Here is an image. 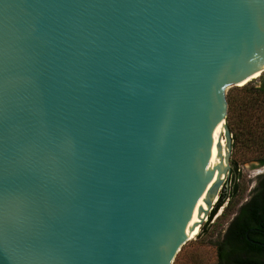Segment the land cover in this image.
Listing matches in <instances>:
<instances>
[{
	"label": "water",
	"instance_id": "obj_1",
	"mask_svg": "<svg viewBox=\"0 0 264 264\" xmlns=\"http://www.w3.org/2000/svg\"><path fill=\"white\" fill-rule=\"evenodd\" d=\"M263 59L264 0H0V264H173Z\"/></svg>",
	"mask_w": 264,
	"mask_h": 264
},
{
	"label": "trees",
	"instance_id": "obj_2",
	"mask_svg": "<svg viewBox=\"0 0 264 264\" xmlns=\"http://www.w3.org/2000/svg\"><path fill=\"white\" fill-rule=\"evenodd\" d=\"M257 78V77H256ZM241 99L228 96L227 119L234 109L240 105L245 115L242 122L250 118V140L264 141V78L259 85L246 84L240 88ZM246 117V118H245ZM258 121H252V119ZM227 125L232 133V124ZM259 127V128H258ZM261 129V130H260ZM261 133V134H260ZM235 132V136H237ZM264 165V155L258 159ZM238 192V185L234 184L229 192V198L223 207L221 215L227 213L233 204V197ZM226 194H221L211 210L209 219L223 204ZM203 227L201 233L206 230ZM216 262L214 264H264V173L260 174L250 193L249 198L240 204L233 217L228 222L222 237L215 242Z\"/></svg>",
	"mask_w": 264,
	"mask_h": 264
},
{
	"label": "rangeland",
	"instance_id": "obj_3",
	"mask_svg": "<svg viewBox=\"0 0 264 264\" xmlns=\"http://www.w3.org/2000/svg\"><path fill=\"white\" fill-rule=\"evenodd\" d=\"M261 73L256 80H249L238 86H227L224 91L226 101L229 95L236 99H241L240 88L245 84L247 86L251 84L259 85L261 78H264ZM227 112L225 123L227 125L228 120L231 122L232 133H230L231 142L229 148L226 141V153L234 161V165L227 172V188L231 191L234 184H237L238 192L233 197V204L227 213L221 215L222 208L213 222H207L203 226H199V234L181 247L173 260V264H214L216 262V240L222 237L228 222L237 211L238 206L249 198L258 176L264 173V165L258 162V159L264 155V141L258 139V141L251 142L250 118L242 122L244 116L250 117V112L245 115V111L242 110L240 105L234 109L228 119ZM252 121L255 123L258 120L253 118ZM235 132L238 133L237 136H235ZM203 227L207 228L201 233Z\"/></svg>",
	"mask_w": 264,
	"mask_h": 264
},
{
	"label": "bare ground",
	"instance_id": "obj_4",
	"mask_svg": "<svg viewBox=\"0 0 264 264\" xmlns=\"http://www.w3.org/2000/svg\"><path fill=\"white\" fill-rule=\"evenodd\" d=\"M262 71V73H261ZM264 72V59L257 64L250 72H248L242 79H240L236 85H242L249 80H256L257 76ZM224 123L223 118H220L216 123V138L215 140L220 144V146L227 152L226 150V139L224 136ZM217 187L212 190V192L208 195V197L203 201V203L199 206V208L194 212V214L190 217V219L185 224V229L182 235L181 244L182 246L186 244L187 241L191 240L199 233V222H201L202 218L205 216L206 210L209 209L208 200H214L216 196ZM220 212V211H219ZM218 212V215H219ZM181 246V247H182Z\"/></svg>",
	"mask_w": 264,
	"mask_h": 264
},
{
	"label": "built area",
	"instance_id": "obj_5",
	"mask_svg": "<svg viewBox=\"0 0 264 264\" xmlns=\"http://www.w3.org/2000/svg\"><path fill=\"white\" fill-rule=\"evenodd\" d=\"M228 184H227V173L225 174V176L221 179L220 184L218 185L217 191H216V196L214 198V200L211 201L210 207L208 210H206L205 216L202 218L201 222H199V226H203L205 223L209 222H213V220L217 217L218 212L221 211V209L226 205L228 198H229V192L230 190L227 188ZM221 194H226L227 197L225 198V201L223 202V204L217 209L216 213L214 215H212V217L209 219V215L211 210L214 208L219 196ZM199 234V233H198ZM197 234V235H198Z\"/></svg>",
	"mask_w": 264,
	"mask_h": 264
},
{
	"label": "flooded vegetation",
	"instance_id": "obj_6",
	"mask_svg": "<svg viewBox=\"0 0 264 264\" xmlns=\"http://www.w3.org/2000/svg\"><path fill=\"white\" fill-rule=\"evenodd\" d=\"M225 230H226V228H225ZM225 232V231H224Z\"/></svg>",
	"mask_w": 264,
	"mask_h": 264
}]
</instances>
